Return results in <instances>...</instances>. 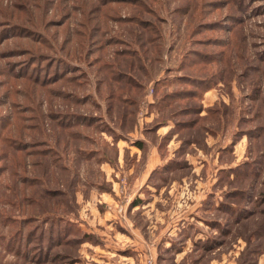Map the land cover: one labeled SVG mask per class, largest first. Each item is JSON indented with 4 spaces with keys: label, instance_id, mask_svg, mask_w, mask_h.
<instances>
[{
    "label": "rangeland",
    "instance_id": "rangeland-1",
    "mask_svg": "<svg viewBox=\"0 0 264 264\" xmlns=\"http://www.w3.org/2000/svg\"><path fill=\"white\" fill-rule=\"evenodd\" d=\"M185 73L217 81L206 95L219 100L202 119L212 133L203 124L177 128L178 139L196 143H182L192 165L150 178L159 187L146 196L151 223L179 235L169 253L192 237L187 264H264V0H0V264H96L81 243L92 237L80 211L98 168L88 137L73 134L89 127L60 126L75 122L60 111L106 112L115 120L107 130L118 131L141 108H159L144 107L147 99L187 83L193 91L199 83L201 95L178 105L198 107L205 83ZM177 103L163 104L158 119L173 116ZM123 107L136 116L121 125ZM84 117L85 126H104ZM155 122L141 128L164 155L168 140ZM163 253V263H178L174 251Z\"/></svg>",
    "mask_w": 264,
    "mask_h": 264
},
{
    "label": "crops",
    "instance_id": "crops-1",
    "mask_svg": "<svg viewBox=\"0 0 264 264\" xmlns=\"http://www.w3.org/2000/svg\"><path fill=\"white\" fill-rule=\"evenodd\" d=\"M210 91L209 88L206 89L205 96L204 94L202 96V103L198 110V115L201 118L190 124V127L203 124L205 130L211 134L212 128L206 125L207 123L202 122V119L210 114L209 108L214 107L219 99L215 96L210 99L211 93L208 96L206 95ZM145 101L144 99L141 103ZM154 102V98L147 99V104L144 107H148L150 103L154 104ZM123 109L124 107L120 108L116 119V122H118V118L120 119L121 125L131 115H135L133 109ZM143 109L141 108V111L139 110L136 113L137 122H134L133 126L127 127L124 125L119 127L118 131L112 127L113 129L110 132L103 125L101 130L94 127L93 124L87 125V127L80 126L89 127V130L87 129L88 133L82 128L81 136H83V139L88 137L89 142L84 146H91L89 151H93L94 155L89 158L90 164H95L98 168V172L91 174L93 185L89 189L90 197L80 211V219L83 220L80 226L83 225V228L87 232L89 231L88 234L92 237V239L82 242H86L89 246L86 254L96 264H148L146 260L149 256L153 259L151 264H165L162 261L164 257L163 250L169 253L166 250H170V245L167 244L179 237V235H161L154 222L151 223L149 209L155 210V207L153 209L150 207L152 201L146 196L147 193L152 196L153 192L155 193V190L159 188L156 183H150L149 180L159 172L160 168L165 169L166 172L169 168L181 167L183 164L192 165L190 154L188 155V152L182 154L184 148L182 143L186 144L188 141L191 145L195 144V146L196 143L188 136L178 139V132L184 126H187L185 118L173 114V116L169 115L168 118L161 120L158 119L162 111L160 108L151 112L148 110L143 111ZM100 114L103 115L101 123L104 125H107L110 121L115 122L112 117L108 118V114L106 116V112ZM153 120L156 121L154 125L157 123L154 126L156 134L160 138L167 137L168 140L166 151L169 150V152L165 151L164 155H162L160 143L149 142L144 133L145 131L141 128L144 122ZM177 128L180 129L178 132ZM98 133L101 134L102 138L98 136ZM213 138L215 137L213 136ZM204 142L208 145L212 144L208 136H205ZM79 146L83 145L79 144ZM145 146H148L149 150L146 155H143V147ZM99 151L102 155L95 154ZM159 191L162 192L163 190ZM166 191L169 192L168 195H171V188H167ZM75 194L78 193L75 192ZM188 194L187 191L185 196H188ZM192 197H194L193 194ZM153 204L155 205V198ZM139 213L146 214L142 217L143 221H139L140 217L137 216ZM84 222L86 225L83 224ZM169 233L171 234V232ZM191 239L192 237H185L184 242H182L183 247L169 253L173 254V251L176 253L170 257L178 262L174 264H181V260H183L182 264L190 262L192 254L188 248L186 249L185 245ZM222 259V257H218L220 264H222ZM235 262L236 260L233 261V264H236ZM196 264L198 263L196 262ZM206 264H210V262Z\"/></svg>",
    "mask_w": 264,
    "mask_h": 264
},
{
    "label": "trees",
    "instance_id": "trees-1",
    "mask_svg": "<svg viewBox=\"0 0 264 264\" xmlns=\"http://www.w3.org/2000/svg\"><path fill=\"white\" fill-rule=\"evenodd\" d=\"M108 66V65H107ZM68 73V72H67ZM121 75H122V77H123V72L122 73H120ZM126 75H128L127 77L129 78V80L128 81H126L127 82V86L130 88V91L129 92H131L132 91V89L134 88V86H136V84H132V81H133V76H132V74H130L129 75V73H126L125 74V76ZM121 77V78H122ZM180 77V76H179ZM178 77V78H179ZM181 77H184L185 79L187 78L188 80H192V79H194V78H196L197 80L196 81H198V82H204L205 84L203 85L205 88L203 89L202 88V90H206V89H208V88H210L211 86H206L207 84L209 85L210 83L212 84V85H215L216 83H217V81L216 80H211V82L208 80V77H204V76H197V75H191V74H189V73H185V74H182L181 75ZM181 77H180V79H181ZM101 78H102V80H104V79H107V75L105 76V77H103L102 75H101ZM100 78V79H101ZM111 79V78H110ZM196 85H195V87H196V91H193L192 89H191V87H190V85L187 83L184 87H181L180 89H175V90H170V91H167L166 93H164V94H161V95H158V96H156L155 97V102H154V104H156L159 108H161V106H163V104H168V102H171V103H173L174 104V102L175 101H178V103H177V105L174 107V109L172 110V114H176L177 116H179V115H182V114H184V113H186V112H192V111H196V113H197V117H188V118H185L186 119V124L187 125H190V124H193V123H195V121H197L199 118H201V116H199L198 115V110L200 109V105H198V107H192L191 108V106H188V105H178V104H180L181 102H183V98H181V97H185L186 95H188V94H191V95H193L194 96V94L195 93H197V94H200L201 95V88H199L201 85H198L199 83H195ZM213 87V86H212ZM74 92V91H73ZM79 94H82L81 92L79 93ZM81 96V95H80ZM82 96H83V94H82ZM132 97H123V102H125V103H129V104H133L135 101L133 100V99H131ZM131 99V100H130ZM76 100L77 101H84V100H81V99H78L77 97H76ZM172 104V105H173ZM126 108L124 107V109L123 110H125ZM127 109H131V108H127ZM211 109H215V107H211V108H209V110H211ZM62 114V116L64 117V120L65 119H67V118H69L70 117V115L71 116H73L74 118H73V121H75V122H73L72 124H66L64 121H62L59 125L60 126H64V127H66V126H81V125H84L85 126V124H84V120H85V118L86 117H84V116H88V117H91V118H94V119H96V121L98 120L99 121V123H101V121H102V116H98V115H94V114H90V115H86V114H83V113H81L79 110H76V109H73L72 111H70V109H66V108H64V109H62L61 111H60ZM192 113H194V112H192ZM60 115V116H61ZM68 116V117H67ZM204 118V117H203ZM80 119V120H79ZM68 122V121H67ZM89 124H93L92 122H90ZM87 126V125H86ZM104 128H107V125H104ZM59 132V131H58ZM61 133H63V132H60L59 133V135H61ZM73 134H80V136H81V131H78V130H75V131H73ZM79 136V137H80ZM72 137H75V136H72ZM61 139V138H60ZM61 229L58 231V236L60 237V235H61ZM90 236V235H89ZM84 240H86V239H82L81 240V242L82 241H84Z\"/></svg>",
    "mask_w": 264,
    "mask_h": 264
},
{
    "label": "built area",
    "instance_id": "built-area-1",
    "mask_svg": "<svg viewBox=\"0 0 264 264\" xmlns=\"http://www.w3.org/2000/svg\"><path fill=\"white\" fill-rule=\"evenodd\" d=\"M147 262H148L149 264H151V263L153 262V259H152L151 256H149V257L147 258Z\"/></svg>",
    "mask_w": 264,
    "mask_h": 264
}]
</instances>
